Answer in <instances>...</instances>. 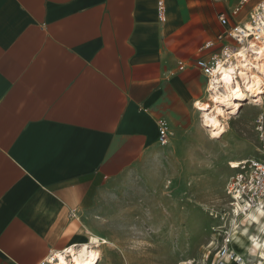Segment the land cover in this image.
Instances as JSON below:
<instances>
[{
	"label": "crops",
	"instance_id": "crops-1",
	"mask_svg": "<svg viewBox=\"0 0 264 264\" xmlns=\"http://www.w3.org/2000/svg\"><path fill=\"white\" fill-rule=\"evenodd\" d=\"M238 2L0 0V264L117 241L130 177L205 143L196 62L234 47Z\"/></svg>",
	"mask_w": 264,
	"mask_h": 264
},
{
	"label": "rangeland",
	"instance_id": "rangeland-1",
	"mask_svg": "<svg viewBox=\"0 0 264 264\" xmlns=\"http://www.w3.org/2000/svg\"><path fill=\"white\" fill-rule=\"evenodd\" d=\"M246 98L237 114L221 117L226 130L222 137L212 138L199 116L205 142L201 147L177 148L164 164H152L130 177L131 184L116 199L117 210L124 212L115 221L117 241L102 247L99 264H210L214 260L219 239L214 229L230 212L227 183L234 172L229 164L260 155L254 121L264 113V95L259 106L253 96ZM253 214L264 222L263 214L256 210ZM234 234L236 252L246 256L244 264H264L258 260L264 234H259L255 223L249 221ZM239 237L245 238L240 244Z\"/></svg>",
	"mask_w": 264,
	"mask_h": 264
},
{
	"label": "built area",
	"instance_id": "built-area-1",
	"mask_svg": "<svg viewBox=\"0 0 264 264\" xmlns=\"http://www.w3.org/2000/svg\"><path fill=\"white\" fill-rule=\"evenodd\" d=\"M251 0H239L233 8V16H238L251 3ZM249 21L244 25L230 27V17L226 14L219 16L220 23L226 27L223 37L233 39L238 47L248 44V41L264 43V0H259L250 10ZM236 47H228L211 63L199 59L196 66L203 70L208 77V82L221 74V67L227 66L234 57ZM254 132L259 144L260 155L249 159L236 161L230 164L234 176L227 183V196L230 212L224 214L222 222L215 227L214 233L218 236L216 256L210 264H244L245 257L233 249V233L246 226L249 221L247 215L255 210H264V113L260 112L254 121ZM160 142L166 145L168 136L165 129L160 131ZM227 217V218H225ZM260 263H264L263 253L258 255Z\"/></svg>",
	"mask_w": 264,
	"mask_h": 264
},
{
	"label": "bare ground",
	"instance_id": "bare-ground-1",
	"mask_svg": "<svg viewBox=\"0 0 264 264\" xmlns=\"http://www.w3.org/2000/svg\"><path fill=\"white\" fill-rule=\"evenodd\" d=\"M233 56L227 66L220 68L221 74L210 81L211 104L202 102L197 104L201 111L202 124L209 128L213 138L226 131L221 117L228 118L227 115L237 114L241 102L247 100L248 95L256 98L253 101L257 106L261 105L260 96L264 95V43L249 40L247 45L235 50ZM259 212L264 217V210L260 209ZM248 217L257 226L259 234H264V222L258 214L250 213L246 218ZM234 235L233 233V249L235 250ZM243 238L239 237L237 243L240 244ZM105 245H113V243L104 237L92 236L88 241L67 248L65 253H55L50 257L49 264H99L102 258L101 250ZM245 247L242 248L243 251Z\"/></svg>",
	"mask_w": 264,
	"mask_h": 264
},
{
	"label": "snow or ice",
	"instance_id": "snow-or-ice-1",
	"mask_svg": "<svg viewBox=\"0 0 264 264\" xmlns=\"http://www.w3.org/2000/svg\"><path fill=\"white\" fill-rule=\"evenodd\" d=\"M238 87V86H237Z\"/></svg>",
	"mask_w": 264,
	"mask_h": 264
}]
</instances>
